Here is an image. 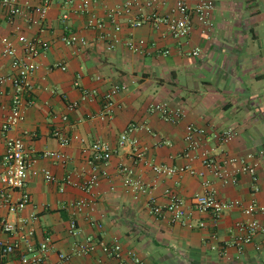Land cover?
Here are the masks:
<instances>
[{
	"label": "crops",
	"instance_id": "obj_1",
	"mask_svg": "<svg viewBox=\"0 0 264 264\" xmlns=\"http://www.w3.org/2000/svg\"><path fill=\"white\" fill-rule=\"evenodd\" d=\"M41 1L16 0L21 12L12 20L0 5V37H8L17 56L23 53L20 34L48 44L35 60L32 87L22 102L24 119L10 132L22 138L31 157L24 187L29 201L15 214L0 206V219L7 218L18 229L31 228L36 245L48 238L50 261H57L59 253H73L85 236L119 243L122 248L121 260L106 256L98 245L93 253L72 254L60 264H134L132 254L140 264H264V231L240 249L231 244L237 222L257 219L264 226V213L247 215L239 208L227 209L215 224L207 213L195 211L185 222H172L168 213L157 217L150 211L152 204L166 205L170 194L190 207L193 196L204 192L206 180L219 199L255 201L264 207V0H213L212 26L192 18L186 39L173 38L162 23L144 21L134 26L137 18L153 11L145 7V0L127 11L128 0H91L87 8L81 7L80 0H51L40 18L33 8ZM175 1L158 0L154 11L160 17L178 18ZM187 2L193 6L196 0ZM91 18L101 20L103 27L88 26ZM69 33L78 42L66 44ZM139 40H144L140 47ZM128 42L139 49L129 48ZM166 49L169 52L164 54ZM193 49L199 50L198 55H191ZM2 50L0 42V126L14 93L11 58L3 56ZM114 84L125 89L113 96L111 116L100 119L102 96ZM83 91L93 98L82 100ZM161 101L181 108V118L166 121L150 112V105ZM70 102L77 103L73 110L67 107ZM189 124L204 130L198 151L218 159L252 154L257 180L242 174L236 183L224 185L199 158L185 157L184 131ZM228 128L235 134L223 141L220 133ZM56 130L70 138L68 145L59 144L53 135ZM122 134L128 138L123 145ZM95 140L107 142L112 155L98 185L84 191L78 184L91 171L89 146ZM4 149L0 132V158ZM49 150L65 159L41 156ZM136 151L142 156L137 157ZM153 164H189L196 173L157 175ZM122 165L145 191L124 184ZM236 166L228 165L229 169ZM33 170H47L54 180L47 181ZM12 196L17 199L20 192ZM79 201L84 204L77 206ZM71 221L77 233L69 232ZM15 236L0 230L1 241ZM0 264L22 263L17 256H0Z\"/></svg>",
	"mask_w": 264,
	"mask_h": 264
},
{
	"label": "built area",
	"instance_id": "obj_2",
	"mask_svg": "<svg viewBox=\"0 0 264 264\" xmlns=\"http://www.w3.org/2000/svg\"><path fill=\"white\" fill-rule=\"evenodd\" d=\"M69 2L71 0H63ZM91 0H80L81 7L87 8ZM139 0H128L125 3V10L127 11L132 5L137 4ZM51 0H42L41 3L33 8V10L43 18L47 12ZM158 0H145L144 5L146 8L153 11L147 16L137 18L133 23L134 26H140L144 21H150L153 24L162 23L165 25L167 32L175 39H186L191 30V19L195 18L201 25L205 27H211V12L214 9L213 0H196V3L192 6L187 0H176L173 11L180 14L178 18L160 17L156 11H154L155 5ZM0 5L7 11L8 20H12L16 15L21 12L20 7L17 5L16 0H0ZM64 18L66 16H63ZM111 22L114 20V13L108 14ZM88 26L99 28L103 27V22L95 18H91L88 21ZM120 28L115 25L114 30L118 31ZM18 40L22 45V56H17L15 49L11 41L6 36L0 37V42L3 44L2 55L11 58V66L14 69V73L11 76V83L14 88V93L10 102V111L3 118L0 126V132L4 139L5 149L0 158V181L2 188L0 190V206L7 208L8 212L17 213L21 211L29 201V195L24 190L26 179L28 176V168L31 163V157L25 144L20 136H12L10 132L20 122L23 121L24 116L22 112V102L25 99V95L30 91L32 87L31 76L37 64L35 62L36 57L48 47V44L41 40L30 39L23 34L18 35ZM66 44H74L78 42V38L74 33H69L64 37ZM144 40H139V47L143 45ZM113 44L108 47L112 48ZM128 47L133 50H138L139 47L132 42L127 43ZM169 51L166 49L164 54ZM191 55L196 56L199 53L198 49L191 50ZM125 89L124 85L114 84L107 92L102 96V110L99 112V118L105 119L111 116L110 106L112 104V98L119 91ZM93 98V94L88 91H83L81 99L86 100ZM31 102V101H30ZM29 102V103H30ZM77 106L76 102L68 103L69 110H73ZM150 112H157L162 119L166 121H176L183 115V110L179 107H172L167 101H161L153 103L149 107ZM62 120H67L66 115L61 116ZM133 126H130L132 129ZM204 133V130L193 126L191 124L185 127L184 142L186 144L185 157L189 160L199 158L201 163L209 169L212 175L220 181L222 184H234L238 180V176L242 174H248L251 180L255 182L257 180V163L254 161L252 154H246L240 158H216L211 156L207 151H202L199 148V136ZM235 132L233 129L228 128L220 133V138L223 141L231 140ZM53 135L57 137L61 146H66L70 143V138L62 136L56 130ZM128 140L126 134H122L120 137V144L123 145ZM134 142V140H132ZM90 156L88 163L90 165V173L86 176L78 186L84 191H90L98 185L100 177L105 175V166L112 155V149L110 145L102 140L93 141L90 146ZM196 151V153H195ZM42 157H50L56 160H63L65 157L60 152L56 151H43ZM136 156L141 157L142 153L136 151ZM235 163L237 166L233 169H229L228 165ZM152 169L157 175L170 176L181 172H187L189 174H195L194 168L185 164L183 166H167L160 164H153ZM120 170L124 174V184L131 187L135 191H145L146 188L139 179H134L131 175V170L125 165L120 167ZM41 173L45 180L52 181L54 177L47 170H33V174ZM69 182V180H67ZM210 182L204 181L203 186L205 190L202 194L193 196L191 199L190 207H187L184 200L176 194H170L169 201L166 205L160 206L152 204L150 211L157 217L162 216L164 213H168L172 222H185L193 212L207 213L212 216L214 223L216 224L223 212L227 209L239 208L244 214L254 215L258 213H264V207L257 204L255 201H251L248 204H243L239 200H222L215 196L214 192L209 189ZM14 191L20 192V196L17 199H13L12 193ZM83 201L77 202V206H82ZM22 221V219H19ZM189 225V224H188ZM203 225L202 223L200 226ZM0 230L9 234H16L11 241L0 240V256L9 257L17 256L22 264H60L62 261L70 258L72 254L88 255L93 253L95 248L100 245L103 253L117 260L122 258V248L119 243L106 244L96 241L93 236H85L82 240L75 244L74 252L71 254L59 253L57 261H50L47 258V252L49 251V239L45 238L38 245L34 242V233L31 228L18 229L17 225L11 223L7 218L0 219ZM260 231H264V226L260 224L257 219H251L247 222L236 223V234L233 236L231 244L237 248H241L243 244L252 241L253 236ZM69 232L77 233V226L74 221L69 224ZM210 238H215V234H211ZM225 250L221 247L220 254H224ZM131 259L134 264H140V260L132 254Z\"/></svg>",
	"mask_w": 264,
	"mask_h": 264
}]
</instances>
